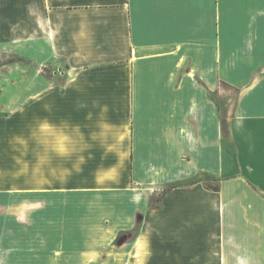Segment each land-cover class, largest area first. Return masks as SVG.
<instances>
[{
  "label": "crops",
  "instance_id": "0c3cea01",
  "mask_svg": "<svg viewBox=\"0 0 264 264\" xmlns=\"http://www.w3.org/2000/svg\"><path fill=\"white\" fill-rule=\"evenodd\" d=\"M0 46V264H264V0H0Z\"/></svg>",
  "mask_w": 264,
  "mask_h": 264
},
{
  "label": "rangeland",
  "instance_id": "374dc122",
  "mask_svg": "<svg viewBox=\"0 0 264 264\" xmlns=\"http://www.w3.org/2000/svg\"><path fill=\"white\" fill-rule=\"evenodd\" d=\"M16 57L26 58L25 50H13L9 46H0V112L3 111L4 115L10 114L13 107L26 103L28 74L33 70L28 63L14 62ZM38 71L44 76H51L53 68L50 65H43ZM5 125L7 127L8 122ZM198 179L201 181L209 179L208 182L211 185L216 184V181L208 176H199ZM151 201L152 199L149 202ZM138 226L139 222L131 231L132 234L137 232Z\"/></svg>",
  "mask_w": 264,
  "mask_h": 264
},
{
  "label": "trees",
  "instance_id": "16d2710c",
  "mask_svg": "<svg viewBox=\"0 0 264 264\" xmlns=\"http://www.w3.org/2000/svg\"><path fill=\"white\" fill-rule=\"evenodd\" d=\"M14 62H18V63H28L30 64V61L24 57H16L14 59ZM221 124H222V130L224 131L225 130V123L222 119L221 121ZM209 179H203L202 180V185L204 186L205 189L207 190H210V191H214V192H218L219 189H220V186H219V183L217 182L215 185H211L209 182H208ZM214 180V179H213ZM195 181H200V179H198V177L194 178V179H191L189 181H187L186 183L184 184H192L194 183Z\"/></svg>",
  "mask_w": 264,
  "mask_h": 264
}]
</instances>
